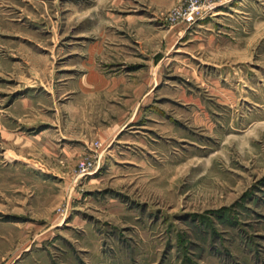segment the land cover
I'll list each match as a JSON object with an SVG mask.
<instances>
[{
  "label": "rangeland",
  "instance_id": "rangeland-1",
  "mask_svg": "<svg viewBox=\"0 0 264 264\" xmlns=\"http://www.w3.org/2000/svg\"><path fill=\"white\" fill-rule=\"evenodd\" d=\"M189 1L0 0V264H264V0Z\"/></svg>",
  "mask_w": 264,
  "mask_h": 264
},
{
  "label": "built area",
  "instance_id": "built-area-1",
  "mask_svg": "<svg viewBox=\"0 0 264 264\" xmlns=\"http://www.w3.org/2000/svg\"><path fill=\"white\" fill-rule=\"evenodd\" d=\"M201 10H202V7H201V3L199 0H190L188 2V8H187V11L185 13V19L188 22L194 21L201 14ZM85 168H86L85 164L82 163L81 169L85 170Z\"/></svg>",
  "mask_w": 264,
  "mask_h": 264
}]
</instances>
